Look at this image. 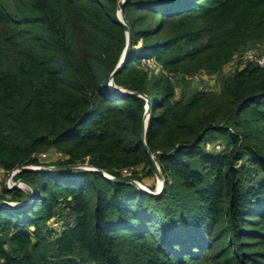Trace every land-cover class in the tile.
<instances>
[{"label":"trees","instance_id":"trees-1","mask_svg":"<svg viewBox=\"0 0 264 264\" xmlns=\"http://www.w3.org/2000/svg\"><path fill=\"white\" fill-rule=\"evenodd\" d=\"M119 1L0 0V169L36 189L26 207L0 205V264H264V65L224 75L264 46V0L123 3L131 46L114 85L150 98L146 121L144 97L109 89L127 44ZM201 73L218 90L193 88ZM146 147L158 195L94 169L21 170L45 153L152 175Z\"/></svg>","mask_w":264,"mask_h":264},{"label":"rangeland","instance_id":"rangeland-1","mask_svg":"<svg viewBox=\"0 0 264 264\" xmlns=\"http://www.w3.org/2000/svg\"><path fill=\"white\" fill-rule=\"evenodd\" d=\"M247 53H256L259 55H264V46L262 44H256V45H252L251 48H249L248 50H246L243 54L238 55L230 64L226 65L225 70H224V75L225 74H229L234 70L235 64L240 61V57L244 54ZM150 66L152 68L155 69L156 72L159 71V67L156 66L153 62H149ZM204 74H202L200 77H196L195 80L197 82L193 83V88H203V89H209V90H218L219 86H220V77L221 76H217V75H207V76H203ZM190 80H193L191 78H188ZM116 90H118L119 88H115ZM223 141L217 140L215 142H210L206 144V149L207 150H217L220 151L222 149L223 146ZM48 157H44V155L40 156L41 159V163H43L44 165L41 167H53L52 165H48L51 163V159H50V155L46 154ZM155 158V156H154ZM48 165V166H47ZM159 165V164H158ZM90 169L92 168L91 166L88 165H83L82 167H80L79 169ZM137 172V169H136ZM12 172L6 173L5 171L0 170V192L3 191V188L6 187H14L15 188H19L22 189L24 191H31L29 189V187L27 185H25L24 183H22L20 181V179L17 178L16 174L17 172L13 173L12 175H10ZM138 177L143 178V180H138L135 178H131L130 176L126 177L128 179H131V182H127L130 184H133L135 186H137L139 189L147 192L146 190L149 191H153V192H159L158 194H160L165 186V179L164 181H162L161 179H159L156 175V173L154 174H150L148 175L146 173V169L140 167V169L138 170ZM163 182V187L162 182ZM142 187V188H141ZM162 187V188H160ZM149 193V192H148ZM155 194V195H158ZM154 195V194H152ZM31 197V196H30ZM29 200V199H28ZM27 200V201H28ZM9 201V200H8ZM32 201V200H31ZM30 201V202H31ZM26 202V201H25ZM63 220H54L51 221L48 225V233L52 236V237H57V235L60 233V231L63 228Z\"/></svg>","mask_w":264,"mask_h":264},{"label":"water","instance_id":"water-1","mask_svg":"<svg viewBox=\"0 0 264 264\" xmlns=\"http://www.w3.org/2000/svg\"><path fill=\"white\" fill-rule=\"evenodd\" d=\"M126 0H120L119 1V5H118V8H117V12H116V17L118 19V21L125 27L126 29V34H127V44H126V47L124 49V52L122 54V57L118 63V65L116 66V68L114 69V71L112 72V74L110 75V78H109V89L113 92L114 95H126V94H136V95H139L141 97H144L147 101V111H146V114H145V121H146V118L148 116V111H149V107H150V98L149 97H146L145 95L143 94H138L136 92H131V91H127L121 87H119L118 90L115 89V85H114V75L115 73L121 69V67L123 66L124 62L126 61L127 57H128V54H129V50H130V46H131V35H130V31H129V28L127 26V24L125 23V21L123 20V17H122V13H121V6L123 5V3L125 2ZM147 151H148V154L150 156V159H151V162H152V165H153V168H154V171L157 175V177L159 179H161L162 181H164V176L162 174V171L157 163V161L155 160L154 158V155L152 152H150V150L146 147ZM83 165H88V166H91L89 164H70V165H63V166H53V167H41V166H26V167H21V170H25V169H34V170H60V169H65V168H80L82 167ZM93 167V166H91ZM94 170H97L99 172H101L104 176L110 178V179H115L117 181H123V182H131L132 180L131 179H128L126 177H120V178H114L113 176L107 174L104 170L100 169V168H97V167H93ZM14 172H12L10 175H12ZM20 181L22 183H24L25 185H27L29 187V189L31 190V199H29L28 201H21V202H15V201H8V200H3V199H0V205L2 206H5V207H11V208H23V207H26L29 205L30 201L32 199H34L35 197V194H36V189L35 187L23 180V179H20ZM161 181V182H162ZM163 187V182H162V185ZM160 187V188H162ZM12 188H15L14 187H6L5 186V189L7 190H10ZM142 188V187H141ZM147 192H149L150 194H158L159 192H153V191H149V190H146Z\"/></svg>","mask_w":264,"mask_h":264},{"label":"built area","instance_id":"built-area-1","mask_svg":"<svg viewBox=\"0 0 264 264\" xmlns=\"http://www.w3.org/2000/svg\"><path fill=\"white\" fill-rule=\"evenodd\" d=\"M240 60L244 63H246L247 61H254L255 63L259 64V65H264V55H259L256 53H247L244 54L243 56L240 57ZM202 74H204L203 76H207L208 74L206 73H201L199 75H196V77H200ZM56 156H61L62 154L58 151L55 152ZM42 155H44V157H48L45 153H43ZM90 169H94L93 167ZM1 170V169H0ZM20 169H16L13 172H18ZM135 167H130V168H124L123 169V174L125 177H132L133 173L135 172ZM3 171V170H2Z\"/></svg>","mask_w":264,"mask_h":264}]
</instances>
